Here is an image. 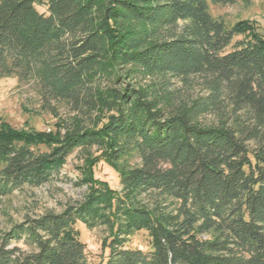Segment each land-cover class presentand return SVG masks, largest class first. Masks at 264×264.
I'll return each instance as SVG.
<instances>
[{
  "label": "trees",
  "instance_id": "16d2710c",
  "mask_svg": "<svg viewBox=\"0 0 264 264\" xmlns=\"http://www.w3.org/2000/svg\"><path fill=\"white\" fill-rule=\"evenodd\" d=\"M251 2L0 0V79L74 115L43 149L0 125V196L50 181L77 149L88 186L0 231V264H90L77 223L106 230L95 264H264V36L210 13ZM141 231L149 248L127 246Z\"/></svg>",
  "mask_w": 264,
  "mask_h": 264
},
{
  "label": "rangeland",
  "instance_id": "374dc122",
  "mask_svg": "<svg viewBox=\"0 0 264 264\" xmlns=\"http://www.w3.org/2000/svg\"><path fill=\"white\" fill-rule=\"evenodd\" d=\"M251 1L247 7L240 3L224 7L211 6L210 13L223 19L228 26L238 20H247L264 36V0ZM173 81L175 88L179 87L192 95L199 93L195 82L185 86ZM73 116L65 104L44 98L34 83L20 82L13 76L0 79V125L7 124L14 131L30 134L28 138L39 142L42 149L44 143L49 146L55 143L58 131H61V122L65 121L68 125ZM91 151L93 153L94 149ZM84 156L85 151L77 149L68 156L59 173L50 181L36 187L25 185L8 196H0V231L7 230L25 217H33L45 210L59 212L67 203L82 200L88 186L77 181L86 176ZM94 175L112 189L120 190L117 175L106 164L99 162ZM77 227L89 263H97L106 252L102 249L106 230L102 226L87 229L80 223H77ZM126 245L146 250L149 248V239L145 232H137L128 238Z\"/></svg>",
  "mask_w": 264,
  "mask_h": 264
}]
</instances>
